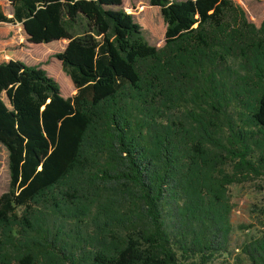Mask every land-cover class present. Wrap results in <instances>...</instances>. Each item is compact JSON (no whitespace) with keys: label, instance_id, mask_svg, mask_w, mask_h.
I'll list each match as a JSON object with an SVG mask.
<instances>
[{"label":"trees","instance_id":"trees-1","mask_svg":"<svg viewBox=\"0 0 264 264\" xmlns=\"http://www.w3.org/2000/svg\"><path fill=\"white\" fill-rule=\"evenodd\" d=\"M8 2L0 22L27 42L66 40L55 56L76 92L37 64L0 62V264L232 255L228 186L264 178V18L233 0H148L165 25L156 47L122 0ZM236 248L264 264V235Z\"/></svg>","mask_w":264,"mask_h":264},{"label":"rangeland","instance_id":"rangeland-1","mask_svg":"<svg viewBox=\"0 0 264 264\" xmlns=\"http://www.w3.org/2000/svg\"><path fill=\"white\" fill-rule=\"evenodd\" d=\"M245 12L247 19L259 25L264 18V0H233ZM145 6L144 11H138L139 6ZM122 7L132 14L138 22L145 39L152 45L160 47L164 43V29L160 10L149 5L148 0H122ZM0 9L8 17L11 7L8 0H0ZM66 40L49 43L31 44L26 41V35L20 23L0 22V54L4 59L14 58L27 64H37L44 68L59 85L63 96H70L76 92L67 73L55 54L62 50ZM8 153L0 144V194L8 189ZM264 185V178H254L242 183L228 186V195L232 204L231 221L234 225L231 246L238 258L232 255H218L209 264H249L246 257L236 246L249 237L264 235V221L258 215L257 208L264 204V192L260 188ZM239 225L248 226L246 229Z\"/></svg>","mask_w":264,"mask_h":264},{"label":"crops","instance_id":"crops-1","mask_svg":"<svg viewBox=\"0 0 264 264\" xmlns=\"http://www.w3.org/2000/svg\"><path fill=\"white\" fill-rule=\"evenodd\" d=\"M1 46V45H0ZM8 59H14V58H8ZM8 59H4V55L0 54V62L4 61V60H8Z\"/></svg>","mask_w":264,"mask_h":264}]
</instances>
